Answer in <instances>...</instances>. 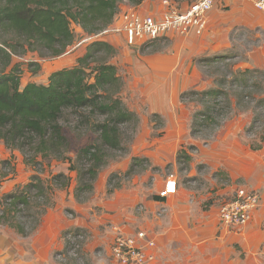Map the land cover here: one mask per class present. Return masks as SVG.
Segmentation results:
<instances>
[{
    "label": "crops",
    "instance_id": "1",
    "mask_svg": "<svg viewBox=\"0 0 264 264\" xmlns=\"http://www.w3.org/2000/svg\"><path fill=\"white\" fill-rule=\"evenodd\" d=\"M163 1L143 0L138 5L125 2L121 11L135 9L140 14L158 17L166 10ZM186 2L189 1H182ZM226 7L229 11L223 10ZM262 17L261 11L244 0H217L209 13L208 30L201 36L166 35L156 40L159 43L162 39L170 40V45L158 44L157 48L152 45L155 40L130 46L125 34L116 31L103 33L102 39L113 46H122L125 56H129L125 59L122 56L131 63V77L123 84L136 107H148L149 113H160L172 125L174 120L186 117L183 93L209 84L199 63L211 59L229 61L228 31L237 25L255 28ZM118 23L117 19L111 27ZM74 28L77 34H85L80 26ZM76 48L51 59L41 58L38 53L26 56L28 60L23 62L38 63L40 68L34 72L31 65L21 63L22 87L30 82L47 84L52 73L75 65L85 54L87 44ZM231 69L234 74L246 69L264 71V45L246 53L243 61L233 64ZM248 123V119L243 123L229 122L216 131L210 143L183 135L181 127L173 128L172 138L164 139L162 149L167 156L160 164L168 162L175 167L181 150L190 155L185 175L178 171L174 174L178 182L175 194L164 198L159 194L170 175L161 176L152 189L142 188L144 177L131 191L116 190L110 197L113 199L101 203L99 211L78 215L75 220L65 216L59 207L56 211L49 209L29 236L21 238L18 234L14 239L9 236L11 229L0 231V264H77L58 261L56 253L65 248L66 229L81 232L86 226L90 231L87 245L83 246L89 252L87 264H119L110 251L116 234L114 226L126 235L145 231L155 241L153 248L146 247L154 259L144 264H264V143L258 139L259 146L252 145L254 141L245 135ZM190 146L197 151L190 152ZM240 189L259 193L260 205L246 225L222 227L220 208L234 199ZM71 201L75 203L74 199ZM139 243L145 245L146 241Z\"/></svg>",
    "mask_w": 264,
    "mask_h": 264
},
{
    "label": "trees",
    "instance_id": "2",
    "mask_svg": "<svg viewBox=\"0 0 264 264\" xmlns=\"http://www.w3.org/2000/svg\"><path fill=\"white\" fill-rule=\"evenodd\" d=\"M142 1L0 0V142L10 149L23 151L36 162L38 158L69 162L68 170L78 171V189L84 188L89 179L93 183L107 163L106 152L122 144L121 126L135 116L122 99L123 80L117 65L111 61L116 48L102 39V35L118 18L121 4L138 5ZM75 25L85 33L80 41L88 40L85 54L75 65L52 73L47 84L30 82L22 87V64L12 66L14 58L32 53L45 59L63 56L76 46ZM31 67L37 72L40 64L34 63ZM255 71L262 73L246 69L233 78L249 87L248 79L252 77L249 74ZM189 93H183L184 100ZM212 93L222 95V91ZM254 95L257 104L264 105V95ZM216 108L205 111L200 119L196 117L197 122L205 126L212 120ZM71 119L77 128L90 127L95 133L80 146L76 157L70 154L73 140L66 126ZM184 156L190 159L188 153ZM71 180L69 173L64 172L54 175L51 181L35 175L29 184L1 194L0 224L29 236L51 204L48 196L52 191L48 189L52 190L53 186L49 183L67 188ZM34 197L44 199L37 204L44 209L36 216L24 211L33 204Z\"/></svg>",
    "mask_w": 264,
    "mask_h": 264
},
{
    "label": "rangeland",
    "instance_id": "3",
    "mask_svg": "<svg viewBox=\"0 0 264 264\" xmlns=\"http://www.w3.org/2000/svg\"><path fill=\"white\" fill-rule=\"evenodd\" d=\"M179 2L181 3V1ZM223 10L229 11V7ZM262 13L264 14V12ZM227 15H229V18L232 17L231 13H227ZM74 30L77 38L76 47L79 48L85 45L80 41L84 34L81 36L77 34L75 28ZM228 32L231 43V58L229 61L211 59V62L199 63L202 67L203 76L209 80V84L204 87L193 88L192 91L188 90L190 93L186 95L184 102L182 101L187 107L186 117L184 115V117L177 121L174 120V123L169 125V119L163 117L160 113H149L148 107L137 108L133 97L127 93L126 86L123 84L122 99L126 107L135 113V116L132 121H128L121 126L122 144L119 148H113L106 152L107 163L99 170L98 177L93 183L89 179L84 188L78 189V171L70 172L68 170L71 165L69 162L54 158H38L36 162L30 158L31 156L27 157L23 151L10 149L5 143L0 142V195L5 192H13L18 187L29 184L35 175L46 181H51L54 180V175L60 172L69 173L72 177L69 187L64 188L59 184L52 185V182L49 183L53 188L52 190L48 189V191H52L50 196H48L51 203L48 210L56 211L59 207L65 216L70 220H75L78 215L82 216V214L84 215V213H89L90 211H99L102 208L101 203L113 199L110 197H113V193L116 190L131 191L141 181H144V177L145 182L142 188L152 189V184H155V181L161 176L175 174L176 171L185 175L189 160L185 158L184 154L189 153L188 151H179L175 167L168 162H165L167 164H160V161L167 156V153L162 149L163 145H165L164 139L172 138L175 134L173 130L175 127H181L183 135L202 139L204 143H210L216 136V131L220 130L221 127L229 122L240 120L243 123L245 119H248L249 123L246 127L245 135L252 142L254 141L252 145L259 146L260 143L257 140H261L264 136V105L257 104V100L253 97L255 96L254 94L264 95V71H261L262 73L255 71V73L249 74V76H252L248 79L247 84L249 87H245L235 82V79H233L235 72L231 68L233 64L242 62L246 53L264 45V17L259 19V25L255 28L250 29L248 26L237 25ZM157 40L152 42L153 48H157L158 44L159 47L170 45V40L162 39L160 43ZM114 47L116 48V55L111 61L117 65L118 73L125 83V80L131 77V63L129 60L124 61L125 57L129 56H125V50L122 49V46ZM21 58L15 57L14 59L16 60H13L12 66L24 63L23 66L30 67V65L34 64V62L26 63L22 61L28 60L27 57H24L25 59ZM24 77H27V75L25 74ZM217 91H222V95L212 93ZM204 92L208 94H203ZM248 93L251 94L249 95ZM217 104L218 106H216ZM212 107H217L213 113L212 120L208 121L205 126H201L200 122H197L196 117L202 118L203 113ZM66 126L73 140V149L70 154L76 157L80 146L93 138L95 133L88 129L90 127L77 128V123L73 119H71L70 124L66 123ZM189 148L190 152L193 151L195 153L197 151L194 146ZM147 174L150 175L149 179L146 178ZM33 195H35V192ZM72 199L75 201L74 204L69 203ZM43 201V198L37 200L34 197L32 199L33 204L28 209L25 207L24 211L36 216L40 210L43 211L44 209L42 206L38 207L37 205ZM46 212L44 211L43 215ZM30 221L33 223L34 219ZM87 227L81 228V232L77 231L81 235L77 238L75 237L76 231H74V228L66 229L64 233L65 248L61 252L56 253L58 261L62 263L71 261L77 264H87L89 252L87 248L86 251L83 248V246L87 245L88 232H90L88 230L89 227ZM4 228L7 232L11 229V234L9 235L11 238L15 239L16 235L19 234H16L13 228L0 224V231ZM70 233L73 238H76L74 241L68 239ZM19 237L24 238L26 236L19 234ZM19 240L20 242L25 241V239Z\"/></svg>",
    "mask_w": 264,
    "mask_h": 264
},
{
    "label": "built area",
    "instance_id": "4",
    "mask_svg": "<svg viewBox=\"0 0 264 264\" xmlns=\"http://www.w3.org/2000/svg\"><path fill=\"white\" fill-rule=\"evenodd\" d=\"M217 0H192L185 3L173 0H164L166 10L160 16L143 15L135 9L122 10L118 16L119 23L116 27H109L105 31H116L125 34L126 42L130 46L144 45L160 37L177 34L182 37L201 36L209 27V13ZM257 10L264 12V0H244ZM187 3V2H186ZM178 4V5H177ZM116 19V20H117ZM88 40L82 42L85 44ZM178 182L176 176L171 174L166 179L165 186L160 191L161 197H168L177 192ZM260 195L254 191L240 189L234 199L223 203L219 212V222L222 227H236L246 225L252 212L260 205ZM116 232L112 245L111 255L119 264H144L154 259L146 247H154L155 241L150 239L145 231L136 235H126L120 227L114 226ZM70 233L68 239L74 241L80 237L76 232L75 237ZM139 241H146L140 244ZM68 254V253H66ZM64 258L61 255H58Z\"/></svg>",
    "mask_w": 264,
    "mask_h": 264
}]
</instances>
